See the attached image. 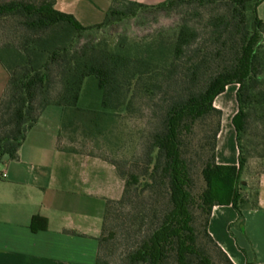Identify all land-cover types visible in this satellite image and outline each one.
I'll list each match as a JSON object with an SVG mask.
<instances>
[{
	"label": "trees",
	"instance_id": "obj_1",
	"mask_svg": "<svg viewBox=\"0 0 264 264\" xmlns=\"http://www.w3.org/2000/svg\"><path fill=\"white\" fill-rule=\"evenodd\" d=\"M54 1L37 5L0 0V62L10 74L0 101V160L19 158L27 134L52 105L63 108L61 138L80 122L85 128L93 125L94 134L102 132V121L114 117L124 102L120 100L129 97L138 81L165 71L171 77L187 56L181 80L189 87L168 106L146 158L134 161V168L123 174L122 198L107 201L98 264H235L211 234L210 222L217 205H232L241 219L243 210L259 207L258 199L249 206L241 192L248 188L242 179L248 162L242 139L250 108L259 110L264 120V19L258 14L264 0H165L155 5L113 0L105 21L91 27L55 9ZM187 5L199 16L208 7H226L207 15V41L198 27L184 21L172 37L144 45L122 40L106 49L78 42L82 32L139 11ZM233 84L238 86V111L232 121L239 159L238 164H221L217 147L223 111L214 100ZM146 91L154 93L151 87ZM208 117H216V122L213 133L205 135V185L197 192L187 139ZM127 217L132 220L127 232L142 235L115 259L112 247L120 236L116 224ZM32 228L47 229L48 222L35 217Z\"/></svg>",
	"mask_w": 264,
	"mask_h": 264
},
{
	"label": "crops",
	"instance_id": "obj_2",
	"mask_svg": "<svg viewBox=\"0 0 264 264\" xmlns=\"http://www.w3.org/2000/svg\"><path fill=\"white\" fill-rule=\"evenodd\" d=\"M134 1L154 5L165 0ZM100 2L108 14L113 0ZM54 7L81 24L79 15L91 12L85 0H55ZM258 12L264 18V3ZM9 80L0 62V101ZM233 109L232 118L238 105ZM62 121L63 108L49 106L27 134L19 158L0 160V264H98L107 201L119 199V177L106 161L69 156L62 144ZM223 127L218 161L238 164L220 158ZM236 154L239 159L238 145ZM258 203L243 210L242 219L232 205L214 207L210 232L235 264H264V173ZM35 217L45 218L48 228L35 231Z\"/></svg>",
	"mask_w": 264,
	"mask_h": 264
},
{
	"label": "rangeland",
	"instance_id": "obj_3",
	"mask_svg": "<svg viewBox=\"0 0 264 264\" xmlns=\"http://www.w3.org/2000/svg\"><path fill=\"white\" fill-rule=\"evenodd\" d=\"M26 1L37 5L42 2V0ZM85 4L91 11L89 15H84L85 17L79 15V20L85 27L96 26L105 21L107 11L103 2L85 0ZM225 9V6L208 7L199 16L194 14L196 8L191 5L172 11L149 8L102 29L82 32L78 42L80 44L89 43L92 47L101 45V48L106 49L113 48L122 40L127 44L144 45L172 37L184 21L198 27L201 33L206 35L205 41H207L211 30L207 26V15L209 13L217 14ZM8 35L10 36V34ZM188 61L189 57L184 56L179 62L180 66L176 69V73L171 77L170 72L165 71L162 74L153 75L149 79L138 81L137 85L132 88L129 97L126 100H120L124 102L121 103L114 117L107 122L102 121V128L104 126L102 132L94 134L91 132L93 125L85 128L81 122L75 129L68 128L63 132L62 144L69 156L86 161H106L107 164L115 166V174L119 177V199L122 198L125 191L126 179L123 174L134 168V161L140 160L142 163L146 158L145 150L152 141L154 133L163 126L168 106L179 98L183 90L189 87L181 80L182 75L185 76L187 73ZM216 61L218 63L220 60ZM147 87H151L154 93L146 91ZM236 87V84L230 85L214 100V104L223 111L222 127L223 121L224 127L220 139V158L227 157L230 161L238 160L236 131L232 121L233 107L238 105V88L236 89ZM249 112L248 126L242 139L244 155L248 160L242 179L248 188H242L241 192L248 199V205L253 206L259 198V179L264 173V120L258 114L259 110L250 108ZM215 122L216 117H208L199 121L187 139L186 148L194 167L197 192H200L205 185L201 175L206 153L203 148L206 143L205 135L213 133ZM219 136L217 150L219 149ZM0 168H2L1 164ZM140 205V202L136 201L135 207L139 208ZM129 220L131 219L127 217L119 219V223L116 222V225L119 226L120 236L112 247L115 259L118 258V254L124 253L130 244L138 241L142 235L133 230L127 232Z\"/></svg>",
	"mask_w": 264,
	"mask_h": 264
},
{
	"label": "built area",
	"instance_id": "obj_4",
	"mask_svg": "<svg viewBox=\"0 0 264 264\" xmlns=\"http://www.w3.org/2000/svg\"><path fill=\"white\" fill-rule=\"evenodd\" d=\"M2 176H3V177H7V172H3V173H2Z\"/></svg>",
	"mask_w": 264,
	"mask_h": 264
}]
</instances>
